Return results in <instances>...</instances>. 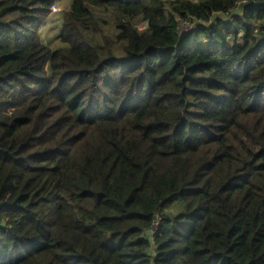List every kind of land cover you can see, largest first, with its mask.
Returning a JSON list of instances; mask_svg holds the SVG:
<instances>
[{
	"label": "trees",
	"instance_id": "obj_1",
	"mask_svg": "<svg viewBox=\"0 0 264 264\" xmlns=\"http://www.w3.org/2000/svg\"><path fill=\"white\" fill-rule=\"evenodd\" d=\"M56 1L0 0V264H264V0Z\"/></svg>",
	"mask_w": 264,
	"mask_h": 264
},
{
	"label": "rangeland",
	"instance_id": "obj_2",
	"mask_svg": "<svg viewBox=\"0 0 264 264\" xmlns=\"http://www.w3.org/2000/svg\"><path fill=\"white\" fill-rule=\"evenodd\" d=\"M74 0H57L56 6L59 9V13H52L46 23L43 25V27L40 29L39 33L41 34V41L42 43L49 48L56 49L59 47V43L56 40L57 36L60 34V31L62 29V24L64 17L66 13L70 10V7L72 5ZM240 15V11H236L232 18H236ZM218 18L225 19L226 16L224 15H216ZM140 29H145L143 25L142 20L137 21ZM197 29V25L191 21V22H184L181 21V31L183 34H191ZM114 52L118 55H121L120 51L115 48Z\"/></svg>",
	"mask_w": 264,
	"mask_h": 264
},
{
	"label": "built area",
	"instance_id": "obj_3",
	"mask_svg": "<svg viewBox=\"0 0 264 264\" xmlns=\"http://www.w3.org/2000/svg\"><path fill=\"white\" fill-rule=\"evenodd\" d=\"M51 11H52V13H57L59 11V9L56 6V4L52 6Z\"/></svg>",
	"mask_w": 264,
	"mask_h": 264
},
{
	"label": "crops",
	"instance_id": "obj_4",
	"mask_svg": "<svg viewBox=\"0 0 264 264\" xmlns=\"http://www.w3.org/2000/svg\"><path fill=\"white\" fill-rule=\"evenodd\" d=\"M57 13H59V11ZM40 38L42 39L41 34H40Z\"/></svg>",
	"mask_w": 264,
	"mask_h": 264
}]
</instances>
